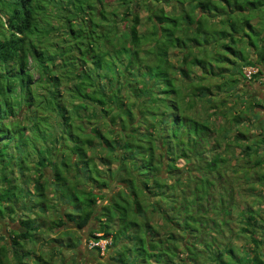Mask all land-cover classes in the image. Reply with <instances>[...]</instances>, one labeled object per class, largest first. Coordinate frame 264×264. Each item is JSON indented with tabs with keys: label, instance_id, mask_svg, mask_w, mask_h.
Wrapping results in <instances>:
<instances>
[{
	"label": "trees",
	"instance_id": "16d2710c",
	"mask_svg": "<svg viewBox=\"0 0 264 264\" xmlns=\"http://www.w3.org/2000/svg\"><path fill=\"white\" fill-rule=\"evenodd\" d=\"M110 3L0 0V264H264V209L233 213V195L218 188L234 182L222 177L230 156L214 153L221 145L210 138L242 147V178L264 184V173L246 178L263 162L264 130L256 146L225 138L242 111L228 116L220 99L263 73L264 0ZM243 67L257 71L247 79ZM216 77L213 100L204 82ZM246 96L252 112L261 108ZM195 98L209 103L206 117L191 112ZM174 152L189 181L170 175ZM215 194L222 219L206 231L197 210ZM156 212L163 233L153 231ZM235 216L238 228L227 225ZM232 234L251 245L245 255Z\"/></svg>",
	"mask_w": 264,
	"mask_h": 264
},
{
	"label": "rangeland",
	"instance_id": "374dc122",
	"mask_svg": "<svg viewBox=\"0 0 264 264\" xmlns=\"http://www.w3.org/2000/svg\"><path fill=\"white\" fill-rule=\"evenodd\" d=\"M110 1H111L110 4H112V3H114L115 0H110ZM172 3H173V1L169 2L168 9H170ZM114 4L116 6L120 7L119 10H121L123 8L121 5H119L116 2ZM171 9H173V11L175 12L174 6H172ZM177 11H178V8H177ZM145 14H146V12H144V11L140 12V15L142 18H144L146 16ZM255 21H256V19H255ZM139 29H140V31L142 29H144V25L140 24ZM245 51H246V49H245ZM226 68L228 69V71L226 70L224 72L223 79L228 78L229 72L231 71V66L227 65ZM246 68L247 67L242 68V74L243 75H244V70ZM262 68H263L262 75L256 80H254V79L251 80L250 84L243 81L242 79H240L241 77H239L240 80L238 81V83H236V86H235V90H237L236 95L234 94V92H232V93H230V95H226L227 97L224 96V97L220 98V99L226 100L227 101L226 106L232 107V109H233V111L228 116H231L232 114H235L239 111H242L241 120L239 123L238 122H230V124H228L229 129H228L227 133H225V135L228 134V136L225 138L232 139V137L234 135L242 134L243 137H246L247 139H252V140H249L251 144H254V146L258 145L257 141H256L257 131L262 132L264 130V122H263V119H264V101L263 102L259 101L258 103L261 104V108L257 106L255 108L256 110L254 109V111L252 112V109L249 108V106H251V104H249L247 102V100L244 99V97L246 95H248V96L250 95V98L249 97L248 98L252 100V103H254V105H255V102H257L256 98L259 97L260 99L264 100V66ZM31 72H32L35 79L38 78L39 75H38L37 71L33 70ZM221 81H222V79L220 77H216V78H213L211 80L204 82L205 85L210 84V86L213 87L212 92L210 91L211 97L213 98V100L214 99L217 100V97L215 96V94L218 95L217 94L218 92H216V90H217V87L219 86L218 83H220ZM246 92H247V94H246ZM235 93H236V91H235ZM244 93L246 95H243ZM223 95H224V93H221V96H223ZM237 95H239L241 97V99L235 100ZM194 100H195L194 101L195 102V108H194L195 110H193L191 112L199 115L202 118L206 117L207 113H211L212 109L209 108L208 102H205V101L202 102V100H199L197 98H195ZM216 102H213V103H216ZM258 109L262 113V115H260V118H256L253 114L255 111H258ZM188 113L190 114V112H188ZM211 120H213V118H211ZM213 121H214V126L218 127L219 125H223L224 119L219 117ZM210 138H212V140L214 138L217 139V142L220 143L219 145H221L219 149L216 148L214 153L219 152V153H222L226 156H230V158H229L230 163L225 164V166H224L225 167V170H224L225 174L222 177L225 179H227V178L233 179L234 178V182H232V185L230 188H227L229 185L228 186L227 185H225V186L221 185V186H218V188H221L222 192H225V193H226L225 190H228V189L230 190L229 193H231L233 195L234 203L238 204V207H235V209L233 210V213H237L240 208H242V209L247 208L248 209L250 207H254L256 210H257V208L259 210L264 209V184L261 185V184L252 182V183H254V185H253V188H250L249 184H247L248 183L247 180L242 178V176H246L245 174H243V170L241 168V165H245V162H244L245 156H242L241 154H239V150H241L242 147L241 148L233 147V145H231L230 148H228V147L224 148L223 142L225 139L222 140V137L219 136L217 133H212ZM212 143H213V141H212ZM201 146H200L201 148L205 147V149H207L204 152H201L204 155V157L207 158L208 156H210V154L212 153L209 150L211 145L207 144V143H202ZM257 154L260 157H262L263 162L260 166H256V167H253L252 162L249 163V165H251V167H253L252 168L253 170L250 169L249 175L251 178L246 177L247 179L252 180V178L254 176H256V175H254V176L252 175L253 174L252 172L254 170L258 171L257 175L264 173V148H260L258 150ZM257 154H255V156ZM170 155L174 156V157H171V161L175 163L176 167L178 168V171H174L172 173L168 172L167 175H169V173H170V175L172 177H174V176L177 177L176 173L182 172L183 173L182 174L183 177L181 178L182 181H184V179H186V181H189V180H187V175L192 176V171H191L190 165H188V166L184 165L183 164L184 159L179 158L175 154V152L171 153ZM253 157H254V155H253ZM234 165H236V166H234ZM97 167L101 168V169L103 168L99 164L97 165ZM233 167L236 169L238 168V171L235 174L233 173V170H232ZM209 174L211 175L213 173L209 172ZM214 176H213V178H216L217 180H219V177L216 174H214ZM200 183L203 185L204 181H200ZM111 184H112L111 187L103 190L109 197L117 189H119L122 185V183H120V182H118V183L115 182L116 185L114 183H111ZM215 191H216V189H215ZM190 194L192 195V193H190ZM151 198H152L151 201L155 200V198L153 196ZM217 200H218V194H215L212 197H208V200L205 199V201L202 202L203 206L198 208V210H197L198 213L203 214V220L199 221L198 224L202 227H205L206 231L212 228V226H213V224L211 222L212 220L214 221L217 219H219V220L222 219V216L216 215L214 213V210H213L214 205L216 207ZM101 201H102V203L106 202L105 199L101 200ZM70 202H72L71 199L69 200V203ZM169 204H171L170 201H169ZM162 207L163 208L165 207V203H163ZM148 208H150V206ZM164 210H166V209L164 208ZM157 213L158 212H156L157 217L155 218V221L152 223L154 226L153 231H160V233H163V230L159 228L160 221L163 222V219H160V217L157 215ZM260 213L264 214V212H262V211ZM227 225L228 226L231 225L234 228H238L241 226V223L238 221V217L235 216L234 219L231 218V221L228 222ZM176 231H177V229H176ZM82 235H83V243L86 246H89L87 244L88 242L85 241L87 238V231L85 230L84 232H82ZM232 235H231V243L234 244L235 247H240L241 248L240 251L245 255L249 251V247L251 245L248 246V244H246L243 236H241V237L237 236L236 237V236H234V234H232ZM202 239L209 240L210 237L209 236L206 237V235H203ZM100 245H101V248H103L104 242H101ZM116 250L121 251V245H118L116 247ZM69 254H70V258H71L73 256V254H71V253H69ZM79 255H82V254H79Z\"/></svg>",
	"mask_w": 264,
	"mask_h": 264
},
{
	"label": "built area",
	"instance_id": "2783aa9c",
	"mask_svg": "<svg viewBox=\"0 0 264 264\" xmlns=\"http://www.w3.org/2000/svg\"><path fill=\"white\" fill-rule=\"evenodd\" d=\"M257 69L255 67H247L245 70H244V76L247 78V79H250L252 77V75L254 73H256ZM100 243H94V242H91L90 241V246L92 245H98Z\"/></svg>",
	"mask_w": 264,
	"mask_h": 264
},
{
	"label": "crops",
	"instance_id": "0c3cea01",
	"mask_svg": "<svg viewBox=\"0 0 264 264\" xmlns=\"http://www.w3.org/2000/svg\"><path fill=\"white\" fill-rule=\"evenodd\" d=\"M101 242H104V244H105V243H107L108 241H107V240H102V241H100V243H101ZM100 246H101V245H100ZM89 248H90V247H89ZM89 248H88V249H89Z\"/></svg>",
	"mask_w": 264,
	"mask_h": 264
}]
</instances>
